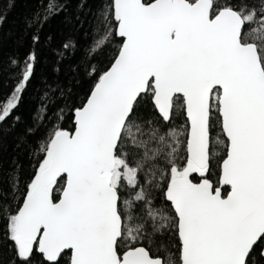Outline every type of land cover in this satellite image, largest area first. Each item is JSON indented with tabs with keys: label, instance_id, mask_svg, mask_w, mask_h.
<instances>
[{
	"label": "snow or ice",
	"instance_id": "6c2138e0",
	"mask_svg": "<svg viewBox=\"0 0 264 264\" xmlns=\"http://www.w3.org/2000/svg\"><path fill=\"white\" fill-rule=\"evenodd\" d=\"M92 3L71 69L90 86L47 85L19 138L30 176L0 166V264H264V0ZM64 8L40 0L26 23L0 139Z\"/></svg>",
	"mask_w": 264,
	"mask_h": 264
},
{
	"label": "trees",
	"instance_id": "16d2710c",
	"mask_svg": "<svg viewBox=\"0 0 264 264\" xmlns=\"http://www.w3.org/2000/svg\"><path fill=\"white\" fill-rule=\"evenodd\" d=\"M0 0V12H3V22L0 23V64L3 72L0 73V97L7 96L13 86L9 70V58L13 55H23L29 47L31 32L26 23L40 8V0ZM64 10L57 16L48 20L41 32V59L36 69V78L25 94V99L19 108L22 122L15 128L6 131L0 139V166L5 176L15 162L23 165L22 175L26 180L31 172L29 156L30 145L19 143L24 128L32 124L33 117L38 109L42 93L47 85L56 83L73 84L72 68L83 61L85 52L92 39V12L95 5L92 0H62ZM84 5L81 7V5ZM51 37L48 41L47 38ZM72 40L77 45V50L61 56V44ZM59 69V71H57ZM81 83L73 84L77 92L86 91L90 81L83 79ZM11 123V121H9ZM71 121H66L70 126ZM35 139V138H33ZM11 255L9 249H3L2 258L5 262Z\"/></svg>",
	"mask_w": 264,
	"mask_h": 264
}]
</instances>
